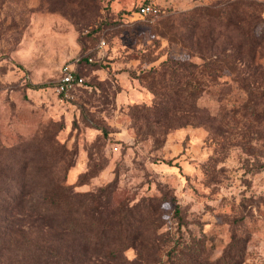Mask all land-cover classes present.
<instances>
[{"label":"rangeland","instance_id":"1","mask_svg":"<svg viewBox=\"0 0 264 264\" xmlns=\"http://www.w3.org/2000/svg\"><path fill=\"white\" fill-rule=\"evenodd\" d=\"M141 1L0 0V264H264V0Z\"/></svg>","mask_w":264,"mask_h":264},{"label":"built area","instance_id":"2","mask_svg":"<svg viewBox=\"0 0 264 264\" xmlns=\"http://www.w3.org/2000/svg\"><path fill=\"white\" fill-rule=\"evenodd\" d=\"M157 0H142L135 9V12L139 16H150L158 13ZM84 79L80 75H76L72 69H63L56 81V89L58 92L67 95L70 91L76 88L78 85H82Z\"/></svg>","mask_w":264,"mask_h":264},{"label":"trees","instance_id":"3","mask_svg":"<svg viewBox=\"0 0 264 264\" xmlns=\"http://www.w3.org/2000/svg\"><path fill=\"white\" fill-rule=\"evenodd\" d=\"M51 195L56 196V197L58 198V195L55 194V193H52ZM65 195H67V194H65ZM59 200H60V199H59ZM51 202H54V200H52Z\"/></svg>","mask_w":264,"mask_h":264}]
</instances>
